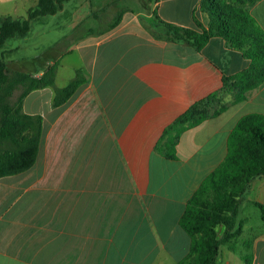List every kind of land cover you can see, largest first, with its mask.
Segmentation results:
<instances>
[{"label":"crops","instance_id":"1","mask_svg":"<svg viewBox=\"0 0 264 264\" xmlns=\"http://www.w3.org/2000/svg\"><path fill=\"white\" fill-rule=\"evenodd\" d=\"M137 1L135 12L113 0L102 7L114 15L124 9L113 27L100 19L97 29H78L83 20L66 19L64 32L84 34L64 36L74 40L41 68L17 60L26 58L16 52L27 35L0 48L8 67L34 75L58 59L57 86L78 67L89 75L58 106L51 104L49 86L23 98L24 112L42 116V131L33 165L0 177V264H178L190 244L178 224L187 199L224 158L237 119L264 113V81L242 100L227 91L211 109L224 104L222 111L179 134L175 158L157 151L164 128L219 90L222 76L245 68L248 59L221 37L197 51L155 39L143 24L156 23L154 9L165 21L196 27L193 13L207 19L202 0ZM248 9L264 30V0ZM65 10L64 4L51 15ZM253 201L264 204V177L249 183L241 211ZM240 214L241 232L221 245L218 264H264V220L250 223Z\"/></svg>","mask_w":264,"mask_h":264},{"label":"trees","instance_id":"2","mask_svg":"<svg viewBox=\"0 0 264 264\" xmlns=\"http://www.w3.org/2000/svg\"><path fill=\"white\" fill-rule=\"evenodd\" d=\"M67 1L36 0L25 17L0 15V48L10 38L25 36L33 19L54 14ZM255 1L202 0L207 19L202 22L193 13L196 27L165 21L156 13L154 25L143 21L155 39L184 42L199 51L211 37L218 36L224 39L226 47L240 51L248 59L245 68L222 76L219 90L193 102L164 128L155 149L165 157L175 158L174 148L184 129L223 110L224 104L211 110L221 94L235 90V100H242L264 81V30L248 9ZM123 12L121 9L113 16L110 27L120 21ZM58 63L57 59L41 74L34 75L10 69L0 52V177L24 171L36 160L42 116L24 112L23 98L33 89L49 86L53 89L51 104L55 107L88 80L87 72L78 67L65 85L57 86ZM226 146L224 158L192 192L178 219V224L190 237L188 252L178 264H218L221 245L240 234L243 193L253 179L264 177V113L241 115L227 136ZM253 204L264 220V204L260 201Z\"/></svg>","mask_w":264,"mask_h":264},{"label":"rangeland","instance_id":"3","mask_svg":"<svg viewBox=\"0 0 264 264\" xmlns=\"http://www.w3.org/2000/svg\"><path fill=\"white\" fill-rule=\"evenodd\" d=\"M112 0H68L64 4L66 5V10L62 14L53 16L46 15L37 17L31 21V27L29 32L25 37V44H23L16 54L26 56L23 59L19 60L22 65L27 67H38L41 68L45 58H48L55 54L57 51H61L68 46L72 40L77 35L83 33V31H72L64 32V29L67 27L64 24V21L68 18L73 20H83L82 25L78 29L83 27L86 29L88 27L96 28L99 27V20L103 23L109 22L113 19L114 12L111 8L106 6L102 9L105 4H111ZM116 5L119 6H129L130 10L135 12L138 11L141 7L137 0H113ZM36 0H0V15H10L12 17H25L27 15V10L29 7L35 4ZM151 6V4H150ZM95 12L98 16H94ZM153 14L154 11L153 9ZM142 18V17H141ZM145 21V20H144ZM61 22L62 25L57 27L56 24ZM92 22V23H91ZM53 24L55 26H53ZM55 27V28H52ZM70 37L69 39H64L66 36ZM84 34V33H83ZM96 34V33H93ZM65 36V37H64ZM67 36V37H68ZM24 37V36H23ZM22 37H13L7 40L6 46L14 45L21 40ZM57 43L56 46L53 43ZM50 45V47H48ZM75 55L72 53L69 54L68 59H74ZM17 62V61H16ZM10 69H13L12 66H9ZM15 95L18 93L16 90ZM244 215H247L250 219V223L255 222L260 218V210L258 207L253 206L252 204L245 203L241 211ZM241 215V214H240ZM239 247V250H244V248Z\"/></svg>","mask_w":264,"mask_h":264}]
</instances>
